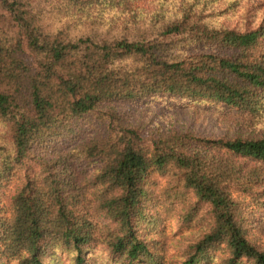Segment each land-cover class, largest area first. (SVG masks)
I'll return each mask as SVG.
<instances>
[{
  "label": "trees",
  "instance_id": "trees-1",
  "mask_svg": "<svg viewBox=\"0 0 264 264\" xmlns=\"http://www.w3.org/2000/svg\"><path fill=\"white\" fill-rule=\"evenodd\" d=\"M253 1L0 0V264H264ZM166 97L240 116L250 135L119 111ZM170 216L198 229L181 263L160 246Z\"/></svg>",
  "mask_w": 264,
  "mask_h": 264
},
{
  "label": "rangeland",
  "instance_id": "rangeland-1",
  "mask_svg": "<svg viewBox=\"0 0 264 264\" xmlns=\"http://www.w3.org/2000/svg\"><path fill=\"white\" fill-rule=\"evenodd\" d=\"M253 3L264 9V0H254ZM254 11L257 18H260L264 12L262 9ZM234 21L239 22L238 20ZM119 111L132 115L133 121L137 124L147 127H151L157 122L162 126L171 124L178 131L208 139L233 138L241 134L250 135L247 130L243 129L246 128V125L243 123L242 117L227 116L214 105H189L187 101L172 100L170 97H166L158 99L148 106L122 107ZM181 210L182 207H179V212ZM253 219L255 220L256 236L264 244V208L257 207ZM164 229V234L167 236L165 242L160 243V246L167 249V259H177L176 261L181 263L185 247L191 243L198 229L187 228L177 216L165 219ZM62 264H72V258L69 255H64ZM213 264H220V260Z\"/></svg>",
  "mask_w": 264,
  "mask_h": 264
}]
</instances>
